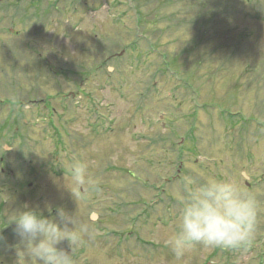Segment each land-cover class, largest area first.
Wrapping results in <instances>:
<instances>
[{
  "label": "rangeland",
  "instance_id": "rangeland-1",
  "mask_svg": "<svg viewBox=\"0 0 264 264\" xmlns=\"http://www.w3.org/2000/svg\"><path fill=\"white\" fill-rule=\"evenodd\" d=\"M76 160L94 187L73 197ZM192 176L254 194L246 246H165ZM5 196L0 264L23 247L3 217L25 204L90 224L76 264H264V0H0Z\"/></svg>",
  "mask_w": 264,
  "mask_h": 264
},
{
  "label": "clouds",
  "instance_id": "clouds-1",
  "mask_svg": "<svg viewBox=\"0 0 264 264\" xmlns=\"http://www.w3.org/2000/svg\"><path fill=\"white\" fill-rule=\"evenodd\" d=\"M74 191L94 187L88 166L76 160L68 168ZM178 210L176 227L164 244L177 260L196 245L209 248L236 249L246 246L254 233L258 204L254 194L244 190L230 178L179 179L175 186ZM8 196L0 199L7 201ZM49 213L52 206L46 205ZM4 226L14 225L22 250L17 251L16 264H76L77 250L84 238L92 239L90 224L77 212L57 206L54 215L45 216L27 204L9 210L3 217ZM67 242V247H64Z\"/></svg>",
  "mask_w": 264,
  "mask_h": 264
}]
</instances>
